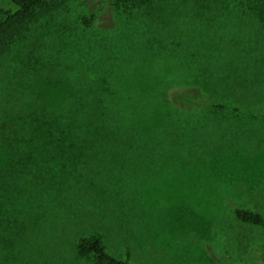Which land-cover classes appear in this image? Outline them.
Returning <instances> with one entry per match:
<instances>
[{"label":"rangeland","instance_id":"1","mask_svg":"<svg viewBox=\"0 0 264 264\" xmlns=\"http://www.w3.org/2000/svg\"><path fill=\"white\" fill-rule=\"evenodd\" d=\"M117 1L62 0L0 57V173L12 185L21 172L2 250L13 264H96L78 243L97 236L130 264L261 263L264 228L235 209L264 217V11ZM76 105L107 111L120 134L35 137ZM119 110L143 113L132 135Z\"/></svg>","mask_w":264,"mask_h":264},{"label":"trees","instance_id":"2","mask_svg":"<svg viewBox=\"0 0 264 264\" xmlns=\"http://www.w3.org/2000/svg\"><path fill=\"white\" fill-rule=\"evenodd\" d=\"M10 1L12 2L14 9L1 10L2 17L0 19V57L4 56L5 53H7V51L12 47V45L30 30V27L33 23L59 10L62 4V0ZM250 1L257 4V7L260 10L264 11V0ZM117 2L119 3L121 2V0H118ZM88 21L91 22L92 19H88ZM177 97L188 99L186 97V94H179L177 95ZM115 100H117V96L115 97ZM202 104L211 108L219 109L221 111H229L235 113H244L246 111L240 106L224 102L216 103L212 101H202ZM75 109L78 110L68 111V113L63 111L58 115L51 114V116L48 117L49 122L51 123H46L44 126L42 124H38V126L34 128V130L36 131L34 133L35 137H46L50 140H53L51 143H54L57 140L60 141V139L66 141L71 139L73 140L74 138L100 137L106 135L114 136L120 134L116 126L112 123V117L109 118L107 111H90L85 107H80L77 105L75 106ZM249 112L253 114L255 113L254 111ZM114 115L116 117L122 118L120 125L124 126L127 123L129 124V126L124 128L127 131V134L130 135L133 134L134 129L139 123L138 121L143 118V113L139 111L126 112L123 110H119L114 113ZM21 160L26 163L27 157L23 155L21 157ZM35 162L37 163L38 161ZM46 167L47 162H45L44 165V168ZM20 173L21 172L17 171L15 173L9 174L10 176H13L9 179V181H11L12 178L15 179L12 182V185H9L8 178L6 176L8 174L0 173V214L4 212L8 213L12 209H15V207L18 205L15 204V202L18 201V190L17 194L15 195V192H13L14 190H12V186L14 187L15 185L19 187V190L21 189L19 181H17L19 180L18 174ZM42 176L44 177L43 172L41 174L37 173L36 181L42 179ZM6 183L7 185H5ZM7 200L10 202H8ZM235 215L240 220L259 225L264 228V217L255 211L247 210L244 208H237L235 209ZM2 224L3 222L1 218L0 225ZM78 250L83 256L93 257L96 264H130L128 260H123L110 254L107 251L103 240L97 236L81 239L78 243ZM10 261L12 264L16 263V261L10 258L9 251H6L5 248H3L2 250V244H0V264H10ZM224 264L234 263L228 262ZM241 264L252 263L245 261ZM259 264H264V253L261 258V263Z\"/></svg>","mask_w":264,"mask_h":264}]
</instances>
